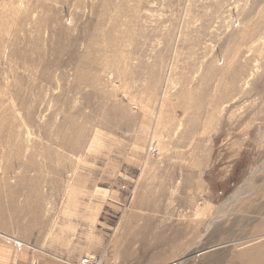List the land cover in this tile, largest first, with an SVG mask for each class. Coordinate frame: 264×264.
I'll return each mask as SVG.
<instances>
[{
    "label": "rangeland",
    "instance_id": "obj_1",
    "mask_svg": "<svg viewBox=\"0 0 264 264\" xmlns=\"http://www.w3.org/2000/svg\"><path fill=\"white\" fill-rule=\"evenodd\" d=\"M19 253L264 264V0H0V254Z\"/></svg>",
    "mask_w": 264,
    "mask_h": 264
},
{
    "label": "crops",
    "instance_id": "obj_2",
    "mask_svg": "<svg viewBox=\"0 0 264 264\" xmlns=\"http://www.w3.org/2000/svg\"><path fill=\"white\" fill-rule=\"evenodd\" d=\"M6 256L5 254H0V264H5ZM15 264H30L29 263V257L25 255L24 253H19L15 255ZM38 264H56L54 260L52 259H42L40 260V263Z\"/></svg>",
    "mask_w": 264,
    "mask_h": 264
},
{
    "label": "built area",
    "instance_id": "obj_3",
    "mask_svg": "<svg viewBox=\"0 0 264 264\" xmlns=\"http://www.w3.org/2000/svg\"><path fill=\"white\" fill-rule=\"evenodd\" d=\"M78 264H100L99 260L92 258H84Z\"/></svg>",
    "mask_w": 264,
    "mask_h": 264
}]
</instances>
